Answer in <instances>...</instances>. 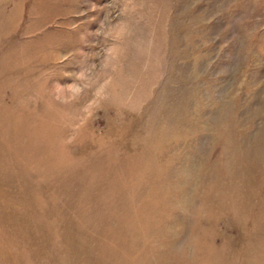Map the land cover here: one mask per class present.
Returning a JSON list of instances; mask_svg holds the SVG:
<instances>
[{"label": "rangeland", "instance_id": "1", "mask_svg": "<svg viewBox=\"0 0 264 264\" xmlns=\"http://www.w3.org/2000/svg\"><path fill=\"white\" fill-rule=\"evenodd\" d=\"M0 264H264V0H0Z\"/></svg>", "mask_w": 264, "mask_h": 264}]
</instances>
